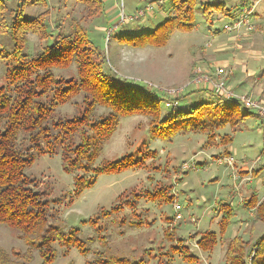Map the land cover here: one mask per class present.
Wrapping results in <instances>:
<instances>
[{"label":"rangeland","instance_id":"obj_1","mask_svg":"<svg viewBox=\"0 0 264 264\" xmlns=\"http://www.w3.org/2000/svg\"><path fill=\"white\" fill-rule=\"evenodd\" d=\"M33 1L4 0L7 8L22 6L23 19L42 14L41 21L53 36L68 34L71 22L79 21L89 41L105 56L106 66L116 74L115 81L126 79L146 84L168 96L167 90H178L182 94L194 91L190 85L197 82L193 80L198 76L193 70L200 68L204 71L207 67L200 62L204 47L219 43L229 46L233 34L220 32L212 38L214 30L220 31L230 20L217 21L211 19L210 14V21H206L199 1L194 9V29L175 31L160 46L150 44L153 35L145 36L144 43L137 41L136 45L125 38L126 35L153 32L173 15L169 0L163 5H158V0H101L100 12L87 18L84 17V4L77 0ZM146 5L152 8L150 16L134 19L135 12ZM108 10L110 12L106 13ZM121 11L124 16L132 18L118 24L108 34V30L119 22ZM46 43H51V39L41 42L29 34L26 52L36 55ZM11 46L8 37L0 35V53H7ZM229 54L234 53L229 51ZM261 54L264 55V50ZM256 56L259 55L237 57H244L245 65L259 75L264 70V60L257 63L260 56ZM4 67L5 61L0 59V85L4 83ZM213 67L216 69L217 64ZM242 72L240 67L235 68V77L231 79L233 86L243 78ZM55 73L64 78L75 76L74 68ZM227 73L226 70L224 79ZM240 87L242 92L235 93L238 97L248 96L252 89L249 84ZM196 102L202 103L203 108L214 105V109L224 116L228 115V107L236 113L245 110L241 101L230 104L218 100L209 90L189 93L179 105L186 109ZM75 111L76 106L72 103L58 110L59 115L65 116L73 115ZM208 111L212 112L211 109ZM104 113L100 109L98 115ZM250 113L243 122L237 117L236 125L228 124L205 132H180L170 141L153 137L144 117L119 118L116 131L104 144L95 166L102 160H117L127 154L133 156L132 161L141 159V164L120 173L99 174L93 185L79 195H74L73 175L63 171L60 155L38 157L25 169V174L34 178L39 189L46 193L53 215L49 223L64 231L78 229V238L83 240L87 249L83 256L71 247L63 256V247L55 242L53 246L58 255L53 264H102L112 258H124L131 264H193L183 258L184 254L196 256L194 264H222L228 240L242 237L255 241L264 233V224L254 221L255 210L244 206L243 199L245 202L255 201L254 204L264 201V129L256 112ZM209 132L213 138L209 137ZM226 136L230 139L227 143L223 142ZM230 158L232 162L229 164ZM252 170L257 176L249 180L244 179L247 174H238L239 171L250 173ZM169 196L171 201H168ZM175 205L179 206V213L174 210ZM222 205L233 211L234 216L229 217L227 226L220 230L222 215L229 216ZM103 211L107 212L104 217L100 215ZM177 213L180 217L175 219ZM203 232L216 235L217 244L209 252H202L196 246ZM26 248L14 230L0 224V249L23 252ZM40 263L35 251L31 264Z\"/></svg>","mask_w":264,"mask_h":264},{"label":"trees","instance_id":"obj_2","mask_svg":"<svg viewBox=\"0 0 264 264\" xmlns=\"http://www.w3.org/2000/svg\"><path fill=\"white\" fill-rule=\"evenodd\" d=\"M204 1L201 14L210 21L211 10H221L223 4ZM77 2L84 4L85 18L95 16L102 7L101 0ZM169 2L174 9L173 15L153 32L126 35L125 40L136 45L137 41L144 43L145 36L153 35L150 44L160 46L175 31H192L198 0ZM23 14L22 6L7 8L4 0H0V35L7 36L12 43L10 51L0 53V59L5 61L4 83L0 85V224L14 230L27 245L23 252L0 249V264H31L35 251L40 264H53L58 255L53 246L55 242L63 247V256L71 247L83 256L87 249L83 240L78 238V229L64 231L49 223L53 215L46 193L39 189L34 178L25 174V169L38 157L60 155L63 171L73 175L74 195H79L93 185L99 174L120 173L141 164V159L132 161L133 156L127 154L117 160H102L95 166L104 144L116 131L119 118L144 117L153 137L170 141L180 132H205L228 124L236 125L237 117L243 122L251 113L246 109L236 113L228 107V115L224 116L214 109V105L203 108L202 103L196 102L186 109L179 105L189 93L201 90L168 96L146 84L126 79L117 82L114 80L116 74L106 66L105 56L89 41L79 21L71 22L68 34L53 36L42 23V14L30 19H23ZM29 34L41 42L51 39V43L42 46L36 55H30L26 52ZM70 68H74V77L55 75L57 70ZM76 99L80 101L76 102ZM69 103L76 106L74 114L59 115V108ZM163 104L168 105L164 107ZM100 109L105 113L98 115ZM210 109L213 113L208 111ZM228 141L230 139L226 136L223 142ZM224 153L228 154L227 151ZM89 173L92 174L88 176ZM171 200L169 196L168 201ZM254 202H245L244 206L255 210L254 221L264 224V201ZM221 207L226 208L225 213L229 215L221 217L219 225L223 230L234 213L226 205ZM100 215L104 217L107 212ZM216 244V235L212 232H203L196 242L202 252L211 251ZM186 255H183L185 260L195 263L196 256ZM102 264L131 263L124 258H112ZM222 264H264V233L255 241L242 237L228 240Z\"/></svg>","mask_w":264,"mask_h":264},{"label":"crops","instance_id":"obj_3","mask_svg":"<svg viewBox=\"0 0 264 264\" xmlns=\"http://www.w3.org/2000/svg\"><path fill=\"white\" fill-rule=\"evenodd\" d=\"M200 3H204V0H198ZM211 3H222L223 7L222 9H214L211 10V19L214 20H226L227 18L230 20L235 15L236 11L244 6L247 5L248 7L252 8V21L254 25L256 26L257 30L254 33L251 34H245V31H241L242 37L237 41L238 46L235 47V41L234 37L229 39V46L225 45L224 43H219L216 46H213L211 44L210 47L205 46L204 50L202 52L201 63L207 64V67L211 70H214L213 64H217L218 67H222L225 70H227L226 75V84L227 87L233 91L234 93L242 92L243 90L240 86L248 85L251 86V92L246 95L249 97H253L257 99L258 101H261L264 104V70L260 72L258 75L255 71V69L248 68L247 65H245L247 62L243 58L237 57L243 56V55H259L256 57H259L256 62H260L261 60H264V55L261 54V50H264V33L261 30H264V0H209ZM110 12L108 10L106 13ZM225 25V24H224ZM223 25V26H224ZM215 32L212 34V38H216L220 32H223L222 29L214 30ZM208 49V50H207ZM209 51V53H207ZM229 51L232 52V56L229 54ZM237 54V55H236ZM205 67V66H204ZM206 67V68H207ZM234 67V68H233ZM240 67L242 69L243 78L240 79L239 84L236 86H233L231 83V79H233L235 68ZM205 68V70H206ZM208 70V69H207ZM241 75V73H240ZM190 86H193L191 90H209L207 85L204 84H191ZM190 90V91H191ZM228 102V101H227ZM252 111V110H250ZM244 112V111H242ZM261 128L264 129L262 122H261ZM255 170H252L249 172H241L239 171L238 174H247L244 179H252L250 177L255 178L257 175L254 173ZM251 174V175H250ZM255 174V175H254ZM238 178V175L235 177ZM243 204L245 203V199H243ZM259 204V202H258Z\"/></svg>","mask_w":264,"mask_h":264},{"label":"built area","instance_id":"obj_4","mask_svg":"<svg viewBox=\"0 0 264 264\" xmlns=\"http://www.w3.org/2000/svg\"><path fill=\"white\" fill-rule=\"evenodd\" d=\"M167 0H158V5H163L164 2ZM151 6L146 5L142 9L135 12L133 18L138 19L139 17L146 18L147 16H150L151 14ZM132 17H126L121 11L120 14V20L119 22L114 25L112 28L108 30V34L112 32L113 29L117 27L118 24H123V22L127 21V19H131ZM245 31V34H251L254 33L257 28L254 25L252 21V8L248 7L247 5H244L240 7L233 18L230 19V22L225 24L222 28V31L227 34H232V38L234 37L235 41V47L238 46L237 41L242 37L241 31ZM264 33V30H261ZM230 37V39H231ZM211 44H208L207 47H210ZM193 74L197 75L198 77L195 78L193 81H197L196 84H204L207 85L210 92L218 97L222 98L227 101L231 100H239L243 103V108L246 110H252L256 112L257 116L261 119L262 125L264 127V105L259 101H254L248 96H240L238 97L233 91H231L227 85L226 81L223 78L225 75V70L222 67H218L214 70H204L202 71L200 68H195L193 70ZM150 87V84H147ZM178 90H167V93H169V96H173L177 94ZM180 93V92H179ZM227 160V158H224ZM232 162V158L228 159V163L230 164ZM174 210L178 212L180 210L178 205L174 206ZM179 213V212H178ZM177 213V216L175 219H178L180 215Z\"/></svg>","mask_w":264,"mask_h":264}]
</instances>
